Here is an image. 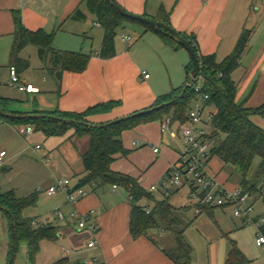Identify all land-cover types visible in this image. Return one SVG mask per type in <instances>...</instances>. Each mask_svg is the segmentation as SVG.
<instances>
[{
	"label": "crops",
	"instance_id": "1",
	"mask_svg": "<svg viewBox=\"0 0 264 264\" xmlns=\"http://www.w3.org/2000/svg\"><path fill=\"white\" fill-rule=\"evenodd\" d=\"M116 1L129 13L156 21H159V10L164 8L170 27L183 36L191 37L199 55L214 57L217 63H222L229 57L242 34L249 32L248 48L240 65L231 74V79L237 86L236 99L239 104L250 110L264 105V0ZM77 8L85 14L84 21H74L70 18ZM16 12H19L24 26L29 31L43 30L48 34L56 32L52 45L55 50L82 52L89 56L87 68L82 73L63 72L61 81H57L49 73L52 80L46 83L43 91L34 87L37 89L36 93L26 94L28 96L37 94L34 102L40 111L60 110L80 114L98 105L118 102L119 104L110 110L93 113L87 117L94 125L107 124L153 107L160 97L183 87L187 82L186 68L191 62L189 53L175 41L171 42L162 34L146 29L140 24H127L120 30L115 42V57L102 59L99 51L104 31L95 15L88 11L86 3L81 0H0V60L3 59L5 63L8 60L10 63ZM124 37H130L131 40L127 41ZM32 48H35L38 55L37 47ZM21 58L26 59L22 53ZM43 62L45 70L48 71L50 63L48 60ZM143 73L149 74L150 78L145 79ZM199 83L202 86L203 80L201 79ZM33 109L11 112L28 113ZM252 121L254 122L253 118ZM161 122L162 120L152 122L133 131L124 132L122 140L130 154L127 157L117 156L112 164L114 172L136 179L145 191H148L149 186L140 182V179H143L140 174L148 164L132 163L131 166H125L122 160L134 159L139 156L142 145L149 146L150 162L154 159L158 162L159 156L161 157L160 168L150 175L153 183L156 181L159 183L164 174L166 176L170 167L177 162L182 149L179 129L177 134L172 132L165 137V133L160 129ZM186 122H177L178 128L180 124ZM165 138L170 140L172 146L163 144ZM178 140L181 143L177 142ZM159 143L163 145L162 149L159 148V153L155 154L153 148L159 147ZM89 144L88 137L79 138L74 136V133H68L57 147L64 163L70 167L74 175H81L84 171L82 157L87 152ZM51 155L53 154L49 153V156ZM216 159L219 165L214 168L216 170L211 169L219 182L228 189L237 188L238 183L230 182V175L221 177L218 170L222 169L223 163ZM132 169H135V172L131 171ZM148 171L147 169L145 172ZM85 189L88 192L87 197L81 199L73 208L63 209L67 214L77 212L80 215L93 211L89 224L96 227V232L80 231L77 224L73 229L70 221L64 223L65 228H60L38 217L33 219V222L54 227L58 239L66 242V246L75 252L74 259H71L69 254L62 253L63 256L57 260L68 258L71 262L85 264H173L162 251L161 245L164 244L161 240L164 233L158 236V233L152 232L137 240L132 238L130 234L132 205L126 190L121 187H106L95 191L89 187ZM179 191L176 190L175 193ZM153 200L156 205L163 199ZM262 211L263 209L258 215ZM57 213V211L54 213L57 219H64L63 213L61 217ZM3 215L4 213L0 211V264H9L11 239L10 232L3 233V227L1 229L4 218L7 221ZM93 239L97 241V247L90 249L88 244ZM211 249L208 264H226L230 248L228 250L224 244L217 243ZM43 262L52 264L55 261L47 258Z\"/></svg>",
	"mask_w": 264,
	"mask_h": 264
},
{
	"label": "trees",
	"instance_id": "2",
	"mask_svg": "<svg viewBox=\"0 0 264 264\" xmlns=\"http://www.w3.org/2000/svg\"><path fill=\"white\" fill-rule=\"evenodd\" d=\"M81 1L86 3L88 11L95 15L104 31L99 51V56L102 59L115 57L116 38L119 31L127 24H140L146 29L162 34L165 39L173 42L165 32L152 29L138 21L121 16L108 0ZM70 18L74 21H84L86 16L80 8H77ZM158 20L170 26L164 8L159 10ZM14 23L15 32L10 51L9 67L15 68L18 75L23 74L30 67V62L21 58L22 51L28 46L37 47L40 59L42 61L48 60L50 63L48 71L57 81H61L63 72L82 73L87 68L88 55L82 52L57 51L52 47L56 32L48 34L43 30L29 31L24 26L19 12L14 14ZM184 37L193 45L200 60L201 68L196 79L191 78L194 69L191 60L186 68L187 82L183 87L160 97L153 107L140 112L141 115L122 122H111L113 124L107 127H104V125L110 123L94 125L87 120V117L93 113L110 110L117 106L118 102L98 105L80 114L66 113L60 110L44 112L40 111L37 106L31 112L18 113L8 110L11 100L0 97V121L2 122L12 125H31L35 128V131L42 132L46 139L65 136L72 130H74V136L76 137H88L90 144L87 152L82 157L84 171L81 175H78L77 188L89 187L95 191L116 186L126 190L132 205L130 217V234L132 238L137 240L150 235L152 232L158 233V236H161L162 232L169 233L172 235L173 240L168 239L166 241L168 246L160 245L163 253L173 264L192 263L193 249L185 239V233L191 223H187L183 217L188 209L175 208L169 197L157 202L149 215L146 214L145 207L138 205L143 198L153 200L152 195L142 189L136 179L112 170V164L117 156L127 157L130 154L122 140L124 132L131 131L141 125L161 121L166 117H171L173 123H184L188 119L192 103L198 100L200 95H207L209 99L205 101V105L216 110L213 124L218 129L215 134L217 146L212 151V159L214 157L218 158L224 167L231 166L233 168L230 179L235 175L239 176L238 188L244 193L259 196V193L264 189V186H262L264 180V129L252 121L254 116L263 115L260 113L261 107L250 110L239 104L236 99L237 86L231 79V74L240 65L248 48L250 33L246 31L242 34L233 53L222 63H217L214 57L200 56L193 39L188 36ZM201 79L203 80L201 94H197L193 84H198ZM35 105H37L36 102ZM1 112L23 116L39 115L41 117L11 120L3 117ZM256 159H259V163L254 168ZM39 194L38 190L25 197L18 196L15 191L0 194V210L8 216L10 224V259L13 255L12 246H15L16 254L19 243L24 242L28 247L29 263L36 264L40 244L44 240L56 241L58 239L54 227H33V219H27L23 216L24 210L36 207ZM206 208L207 206L199 207L200 212L207 211L213 215V211ZM13 227L16 233L15 239H13ZM227 240L230 244V250L226 264H253V261L248 259L238 247L236 241L229 237H227ZM52 264L85 263L71 262L68 258H62Z\"/></svg>",
	"mask_w": 264,
	"mask_h": 264
},
{
	"label": "rangeland",
	"instance_id": "3",
	"mask_svg": "<svg viewBox=\"0 0 264 264\" xmlns=\"http://www.w3.org/2000/svg\"><path fill=\"white\" fill-rule=\"evenodd\" d=\"M32 47L33 46H28L22 51V55L30 62V67L26 72L19 75V77L21 82L31 84L43 91L44 88H46V83L51 81L52 77L49 72L45 70L44 62L37 55V52L34 50L35 48ZM10 80L9 60L5 63V61L1 59L0 97L11 100L8 110L24 111L27 108L33 109L36 106L34 99L37 94L34 96H28L19 92L17 88L11 86ZM198 84L200 83L198 82ZM204 105V101L201 98H198V100H195L192 103L189 111L198 110L199 108H203ZM262 106L260 113L263 115H256L253 119L257 126L264 129V106ZM23 126L27 125L17 124L13 126L0 121V150L7 153L5 165L3 168H0V194L15 191L18 196L25 197L38 190L40 194L36 207L24 210L23 216L27 219L38 217L42 221H49L50 224L60 228H65L64 223L70 221V226L75 229L76 221L70 218L71 214H67L63 209L66 207L69 209L74 207V205H71L68 202L66 194L59 192L56 196H48L47 193L48 188L55 185L60 180H70L72 187L77 185V182L79 181V177L74 175L70 167L64 163L63 158L57 150V147L67 135L46 139L42 132L35 131L32 136H21L16 128ZM178 127L179 124L174 122L170 129L164 134L165 137L172 132L177 134L178 129L180 131V128ZM69 133H74V130ZM156 135L157 132L155 133V136ZM169 141L170 140H166L165 138L163 144L172 146ZM177 142H182V154L184 150L183 141L180 142V140H178ZM37 146H39L40 149H37ZM162 146L163 145L159 143V148L162 149ZM149 148V146L143 147L142 145L140 148L141 151H139V156H136L132 160L131 158L129 160H122V163L125 166H131L130 164L132 163L137 164L145 162L148 164L145 167L146 169L144 168L140 174L143 176V179L141 178L140 182L142 181L145 185H148V189L153 185H157L159 190L155 192H147L151 194L155 200H162L168 198L165 195L163 187L160 185V183L164 181L165 174L159 183L157 181L156 183H153L150 180V175L155 173L161 166V157L159 156L158 162L155 161V159L150 162ZM49 153L53 155L49 156ZM258 163L259 159H256L254 162V168L257 167ZM218 165V160L214 157L211 160V168H217ZM147 169L149 171L145 172ZM131 171L135 172V169H132ZM218 171L221 172L220 175L223 177V175H230L233 172V168L231 166L224 167L223 165L222 169ZM138 177L139 175L136 178ZM238 180H240L239 176L235 175L231 178L230 182L237 184ZM169 190L171 191V195L169 196L171 204L178 209H188L185 211L183 217L187 223H191V226L185 233V239L193 249L191 264H208V258L212 251L211 247L214 248L217 243L224 244L229 250L230 244L227 237L236 241L238 247L251 261H253V264H264V248H260L256 244L257 227L255 225H245L240 220L235 219L231 208L211 209L210 207H207V210L213 211V215L207 211L198 212L197 202L191 195L189 185L182 187L177 193H175L177 189ZM201 191V189H198L196 192L199 194ZM253 196L256 199L258 198L257 194H253ZM138 205L153 209L155 201L150 200L149 198H143L139 201ZM262 209L263 203L262 201H258L255 205V215H257ZM58 210L63 213L64 219H57L54 216L55 211ZM1 212L4 213L3 211ZM3 216L6 217L7 221L4 218L3 223L5 225L3 224L1 229L3 227V233L8 232L9 234V218L6 214ZM162 233L165 234L161 240L162 244H167L164 239L173 240L172 235L169 233ZM27 253V244L24 242L19 243L13 264H30ZM62 253L69 254L71 259L75 258V252L70 250L66 246V242L62 239H58L57 241L44 240L36 256V264H43V261L47 258H51L53 259V262H56L58 261L57 258H59ZM53 256L57 257L53 258Z\"/></svg>",
	"mask_w": 264,
	"mask_h": 264
},
{
	"label": "built area",
	"instance_id": "4",
	"mask_svg": "<svg viewBox=\"0 0 264 264\" xmlns=\"http://www.w3.org/2000/svg\"><path fill=\"white\" fill-rule=\"evenodd\" d=\"M204 1V0H202ZM125 40L130 41V37H124ZM10 84L18 89L19 92L25 94L36 93L37 89L33 85L23 83L20 80L15 68H10ZM145 79H149L150 75L143 73ZM195 92L201 94L202 86L200 84H193ZM204 103L209 99L207 95H200ZM216 110L210 106L204 105L203 108L193 110L189 113L187 122L180 124V132L184 145L183 153L179 159L174 163L169 172L166 174L164 181L160 183L165 191L166 197L171 195L169 189H181L189 185L191 195L197 202V211L200 212L199 207L207 206L210 208H231L233 217L240 220L245 225H255L257 227L256 244L260 248H264V189L259 193L256 199L251 193H244L240 188L228 189L224 184L220 183L217 175L211 169L212 151L217 146V138L215 134L218 129L214 126ZM173 121L171 117H166L161 122V132L166 133L172 126ZM17 132L21 136H32L35 129L31 125L18 127ZM37 149H40L37 146ZM153 152L159 153V147L154 146ZM7 153L0 151V168L5 165ZM264 186V180L262 182ZM114 188H117L116 186ZM201 189L198 194L196 191ZM159 190L157 185L151 186L148 191L155 192ZM59 192H63L67 196L70 204L76 205L81 199L88 196L85 188H77V185L71 186L70 180H60L55 185H52L47 193L49 196H54ZM258 201L263 203V211L261 214L255 215V205ZM152 209L145 207L147 215L151 213ZM58 216H62L57 211ZM94 212L80 215L77 212L71 214V218L76 221L80 231L90 230L96 232V227L89 224V218ZM33 227L46 226L45 223L32 222ZM90 249L97 247V241L91 240L88 244Z\"/></svg>",
	"mask_w": 264,
	"mask_h": 264
},
{
	"label": "water",
	"instance_id": "5",
	"mask_svg": "<svg viewBox=\"0 0 264 264\" xmlns=\"http://www.w3.org/2000/svg\"><path fill=\"white\" fill-rule=\"evenodd\" d=\"M109 3L111 4V6L123 17L128 18V19H132L134 21H138L142 24H145L149 27H151L152 29L158 30V31H163L165 32L173 41H175L178 45H180L181 47H183L190 55V58L193 62L194 65V69L191 73V78L196 79V77L198 76L199 72H200V60L196 54V51L193 47V45L180 33H178L176 30H174L172 27L156 21V20H152L150 18L144 17V16H139V15H134L131 14L129 12H127L116 0H108ZM144 113V112H143ZM142 113H136L134 115L128 116V117H124L122 119H119L113 123H117V122H122L124 120H127L131 117H135V116H139ZM1 115L7 119H11V120H23L24 118H29V119H33V118H40L41 116H36V115H27V116H23V115H16V114H11V113H3L1 112ZM44 117V116H43ZM113 123H110L108 125H104V127H107ZM16 237V233L14 231V227H13V239H15ZM15 246H12V252L13 255L11 257V259L9 260V264H13L14 263V259H15Z\"/></svg>",
	"mask_w": 264,
	"mask_h": 264
}]
</instances>
